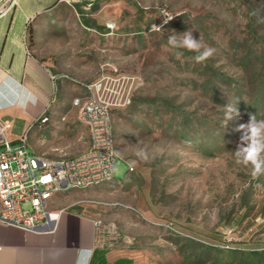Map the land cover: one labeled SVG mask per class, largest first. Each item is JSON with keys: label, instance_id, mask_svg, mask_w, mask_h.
<instances>
[{"label": "rangeland", "instance_id": "rangeland-1", "mask_svg": "<svg viewBox=\"0 0 264 264\" xmlns=\"http://www.w3.org/2000/svg\"><path fill=\"white\" fill-rule=\"evenodd\" d=\"M72 4L77 12L64 4L41 18L37 47L78 85L102 83L122 161L116 181L54 200L115 223L138 264H264V175L253 177L234 157L237 126L250 115L264 119V23L250 15L264 17V0ZM189 30L215 49L203 63L168 46L173 31ZM70 68L94 76L81 80ZM74 97L70 90L60 102L61 127L72 120L60 141L70 156L90 136ZM236 102L240 116L224 127V105ZM41 133L37 126L31 137ZM31 137V145L54 142Z\"/></svg>", "mask_w": 264, "mask_h": 264}, {"label": "crops", "instance_id": "crops-1", "mask_svg": "<svg viewBox=\"0 0 264 264\" xmlns=\"http://www.w3.org/2000/svg\"><path fill=\"white\" fill-rule=\"evenodd\" d=\"M74 1H80L84 8H92L102 0H92V5L84 4L89 0H16L13 6L8 0H0V82L12 77L36 97L35 103H28L25 107L0 106V124H9L7 137L12 141H17L25 133L31 137V132L38 126L42 133L31 138L46 135L54 142L40 146L29 143L30 149L35 155L49 158L66 154L70 147L60 142L71 130L72 123L67 118L66 127H61L59 118L64 110L60 109V102L70 90L75 94L73 102L78 98L85 100L88 95L87 89L78 85L76 79L64 77L66 71L54 61L53 53L51 55L48 51L46 57L40 54L37 47L43 40L39 34L40 20L61 11L64 4L77 12V6L72 4ZM55 37L52 33L53 44ZM70 70L81 80H90L94 76L78 69ZM52 76L56 80L53 81ZM44 113L49 121L45 124L36 122ZM71 113L76 114L74 108L67 111L68 116ZM79 151L82 152L81 147ZM63 207L54 199L49 206L52 212L63 211L52 233H29L0 223V264H78L79 255L85 249L92 251L89 264H138L137 256L126 246L112 250L96 249L94 221L98 218L85 210ZM97 250L101 256L93 260Z\"/></svg>", "mask_w": 264, "mask_h": 264}, {"label": "built area", "instance_id": "built-area-1", "mask_svg": "<svg viewBox=\"0 0 264 264\" xmlns=\"http://www.w3.org/2000/svg\"><path fill=\"white\" fill-rule=\"evenodd\" d=\"M8 3L13 6L16 0ZM51 78L56 80L55 76ZM85 88L89 96L85 100L75 99L73 105L80 108L90 138L86 149L76 156L35 155L30 149L28 133L12 141L7 137L9 124H0L1 224L29 233H52L63 212L49 209L56 195L116 181V169L122 159L117 152L112 109L99 96L102 83ZM48 121L45 113L36 119L41 124ZM94 226L96 249L112 250L129 245L115 223L96 219Z\"/></svg>", "mask_w": 264, "mask_h": 264}, {"label": "clouds", "instance_id": "clouds-1", "mask_svg": "<svg viewBox=\"0 0 264 264\" xmlns=\"http://www.w3.org/2000/svg\"><path fill=\"white\" fill-rule=\"evenodd\" d=\"M250 15L257 17L259 23H264V17H260L259 10H253ZM172 18L169 17L164 20V23L166 24ZM158 30H161V28L158 27ZM173 33L168 36L167 43L171 49L177 50L174 52L177 58L183 56V52L179 50L185 49L196 53L193 57L196 63H203L212 57L215 52L214 48L204 44L201 36L196 39L191 30L182 33V35L175 34V31ZM35 102L36 97L32 92L14 78L8 77L0 82V106L16 105L25 107L28 103ZM237 102L236 104L224 105V119L222 121L224 127L227 126L229 121L240 116ZM235 130L241 133L239 143L234 151L235 163L250 167V174L253 177L264 175V119H258L256 115H250L248 122L239 124ZM91 256V250H82L78 258V264H89Z\"/></svg>", "mask_w": 264, "mask_h": 264}, {"label": "trees", "instance_id": "trees-1", "mask_svg": "<svg viewBox=\"0 0 264 264\" xmlns=\"http://www.w3.org/2000/svg\"><path fill=\"white\" fill-rule=\"evenodd\" d=\"M91 3H92V0H91V1L84 2V4H90V5H92ZM100 256H101V252L97 250V251L94 253L93 260H94L95 257H100ZM91 264H92V263H91Z\"/></svg>", "mask_w": 264, "mask_h": 264}]
</instances>
